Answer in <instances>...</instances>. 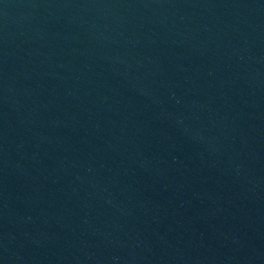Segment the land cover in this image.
<instances>
[{
  "label": "water",
  "instance_id": "obj_1",
  "mask_svg": "<svg viewBox=\"0 0 264 264\" xmlns=\"http://www.w3.org/2000/svg\"><path fill=\"white\" fill-rule=\"evenodd\" d=\"M0 264H264V0H0Z\"/></svg>",
  "mask_w": 264,
  "mask_h": 264
}]
</instances>
